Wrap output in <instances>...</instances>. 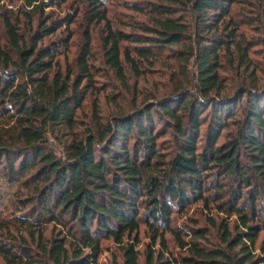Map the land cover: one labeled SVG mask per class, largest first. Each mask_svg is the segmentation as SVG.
<instances>
[{
    "label": "trees",
    "instance_id": "obj_1",
    "mask_svg": "<svg viewBox=\"0 0 264 264\" xmlns=\"http://www.w3.org/2000/svg\"><path fill=\"white\" fill-rule=\"evenodd\" d=\"M65 1L22 0L25 34L0 4V177L24 191L13 194L21 231H10L0 212V264H99L108 239L121 264H139V224L150 234L144 264H264V233L256 246L264 231V87L220 95L217 73L222 50L233 47L246 63L249 43L241 44L230 15L246 0H151L140 34L113 30L102 0H77L86 11L84 45L62 72L56 58L79 8L61 17L45 9ZM254 2L264 16V0ZM101 22L103 63L124 85L123 64L141 75L136 60L152 64L174 45L187 87L79 137L76 111L97 90L87 30ZM60 27L66 37L43 41ZM196 202L223 214L207 218L216 242L205 228H170L171 215ZM46 224L56 230L49 238ZM161 228L183 255H164Z\"/></svg>",
    "mask_w": 264,
    "mask_h": 264
},
{
    "label": "rangeland",
    "instance_id": "obj_2",
    "mask_svg": "<svg viewBox=\"0 0 264 264\" xmlns=\"http://www.w3.org/2000/svg\"><path fill=\"white\" fill-rule=\"evenodd\" d=\"M151 0H102V6L106 12V18L109 20L113 30H119L126 34H140V26H150L147 3ZM0 4L12 11L16 15L19 23V30L25 34L26 23L23 15L20 13L22 0H0ZM79 8L74 17V21L69 24L68 30L71 36L59 55H57L58 67L63 72L67 66L73 68L77 55L81 52L84 45L85 36V5L77 3V0H66L59 7H49L45 12H50L52 16L73 15V9ZM258 7L254 0H246L244 3L232 5L230 15L237 24V33L243 39L241 44H248L246 63L239 65L237 52L233 47L228 51L220 52L218 76L222 83L220 95H233L239 87L253 86L257 88L264 87V16L257 12ZM34 26V21L32 22ZM89 34V62L96 68L94 75V86L97 90L90 89L82 106L76 111L77 125L75 132L79 137L84 136L87 131L95 132L104 124L111 122L113 116L131 112L145 103L154 102L169 95L177 85L187 87L185 80L179 74L180 66L177 60L173 58L172 50L179 49L178 46H170L163 50L159 55L153 58V63L148 64L142 60H136L141 75H136L126 64H123V73L125 76V85L121 82L115 73L103 63V48L101 38L105 35V27L101 22L88 27ZM66 37L67 31L60 27L54 34L44 38V42L54 40L57 37ZM0 37L3 38L1 25ZM3 41V40H2ZM121 47L133 46L131 42L122 41ZM131 55L132 52L130 51ZM193 68L187 66V75H191ZM189 78V77H188ZM55 152L59 155L61 147L49 138ZM17 183L5 182L0 177V212L2 218L10 226V231H21L19 224L14 220L17 211H15V193L18 191ZM20 195V194H18ZM222 213H217L211 203L208 209L203 207L200 202L190 204L183 213H174L171 215L170 228H188L197 226L205 228L208 231V238L216 242L214 228L208 223L207 218L214 219L222 217ZM235 217L230 216L229 223L234 221ZM195 221V225L192 223ZM57 228V227H56ZM165 240V256L178 258L184 254L174 243L169 231L160 229ZM56 230L53 231L55 233ZM52 225L46 224L44 228V237L49 238L52 234ZM264 231L259 232L256 241L258 245ZM150 234L145 225L139 224L138 239L136 245L138 249V262L144 264L146 247L150 242ZM101 254L98 257L99 264H121V253L118 246L110 239L102 240ZM153 250L158 249V244L152 246Z\"/></svg>",
    "mask_w": 264,
    "mask_h": 264
}]
</instances>
